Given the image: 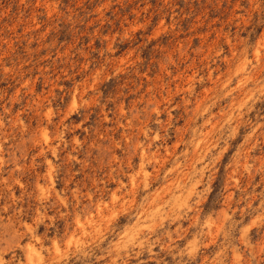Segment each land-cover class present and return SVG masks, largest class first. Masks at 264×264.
Segmentation results:
<instances>
[{
	"label": "rangeland",
	"instance_id": "obj_1",
	"mask_svg": "<svg viewBox=\"0 0 264 264\" xmlns=\"http://www.w3.org/2000/svg\"><path fill=\"white\" fill-rule=\"evenodd\" d=\"M0 264H264V0H0Z\"/></svg>",
	"mask_w": 264,
	"mask_h": 264
}]
</instances>
